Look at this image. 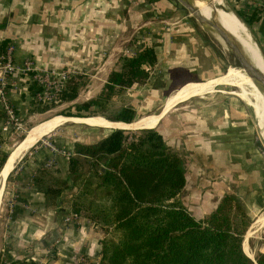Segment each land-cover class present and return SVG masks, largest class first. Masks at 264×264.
Returning a JSON list of instances; mask_svg holds the SVG:
<instances>
[{
	"label": "rangeland",
	"instance_id": "1",
	"mask_svg": "<svg viewBox=\"0 0 264 264\" xmlns=\"http://www.w3.org/2000/svg\"><path fill=\"white\" fill-rule=\"evenodd\" d=\"M223 1L226 12L233 11L242 20L248 18L243 8L249 0ZM123 9L126 20L125 26L119 31V39L114 44V47H118L116 51L112 52L114 48L110 43V48L105 45L101 55L88 57L86 64L80 67H54L76 68L79 71L67 86L68 90L71 84H76L75 99H64L62 96L59 102L44 103L35 100L30 90L29 114L23 117V131L17 136L11 135L15 137L10 142L11 149L25 140L29 129L34 125L56 115H91L111 120L127 107L134 110L135 120L147 115H157L167 97L181 89L183 84L215 80L223 76L229 67L241 66L225 41L213 29L203 25L179 0H127ZM246 26L248 27L247 24ZM146 44L154 47L158 54V61L149 68L147 78L131 87L117 88L109 100L101 105H93L89 109L80 108L83 103L98 98L109 74L113 70H120L125 60L135 56ZM33 86L34 84H29L28 87ZM233 91L238 92V88L220 86L217 91L204 97H194L181 103L154 128L163 135L166 145L178 152L184 160L188 185L180 198L196 217H200L205 210L209 211L211 206L213 211L223 199L226 194L223 191H227L224 183L231 181L224 175L225 168H229L232 174L236 171L231 168L232 160L252 161L256 158L264 162V137L254 108ZM125 131H130L131 135L134 133L136 138L143 133L141 129ZM111 132L110 129L84 123L67 122L43 139L50 140L55 147L58 144L52 140L59 139L74 148L77 141L96 143ZM40 143H43L42 140ZM10 179L11 176L3 193L0 192V220L10 200ZM243 179L241 176L240 180ZM69 186L73 187V182ZM74 191L76 188L73 187L71 193ZM211 193L218 195L214 194L213 198ZM212 199L218 200L215 206L212 205ZM263 214L264 209L257 216ZM254 220L249 216L246 234ZM101 227L104 237L106 230L102 225ZM247 241L249 244V238L243 243L245 247ZM258 253L260 251L252 258L255 264H258Z\"/></svg>",
	"mask_w": 264,
	"mask_h": 264
},
{
	"label": "crops",
	"instance_id": "2",
	"mask_svg": "<svg viewBox=\"0 0 264 264\" xmlns=\"http://www.w3.org/2000/svg\"><path fill=\"white\" fill-rule=\"evenodd\" d=\"M256 1L249 0L244 5L248 16L244 22L264 56V14ZM125 4L127 0H0V49L13 43L15 59L19 62L32 57L44 67H80L86 64L88 57L101 55L105 45L108 48L112 43V52L116 51L118 47L114 44L125 26ZM200 82L203 81L189 83ZM28 86L23 79L10 92L22 118L29 114L31 87ZM168 101L165 100L156 115L161 117L159 123L168 114L164 113ZM10 136L0 138V162L4 153L12 156L17 149L18 143L10 148L15 138ZM52 141L58 144L57 151L39 142L17 161L2 187L3 193L11 176L10 200L0 220V261L5 259L7 264H94L101 261L103 228L87 216L74 213L69 204L72 196L69 163L70 157L76 155L74 148L59 139ZM231 162L236 173L225 168L224 175L231 181L226 178L227 191L223 192L233 194L252 220L263 216L264 222V214L257 216L264 209V162L256 158ZM52 189L60 191L52 192ZM214 194L211 193L213 198ZM217 199L211 200L213 206ZM212 209L211 206L200 217H205ZM263 228L249 237V244L247 241L253 255L264 252V242L260 239Z\"/></svg>",
	"mask_w": 264,
	"mask_h": 264
},
{
	"label": "trees",
	"instance_id": "3",
	"mask_svg": "<svg viewBox=\"0 0 264 264\" xmlns=\"http://www.w3.org/2000/svg\"><path fill=\"white\" fill-rule=\"evenodd\" d=\"M157 61V51L146 44L109 74L98 98L80 108L101 105L117 88L143 81ZM37 89L31 87L34 95ZM76 97L71 84L63 98ZM80 117L92 116L72 118ZM111 120L133 123L134 110L127 107ZM73 153L69 174L76 191L69 204L105 228L100 264H255L243 249L249 227L244 207L226 193L209 215L192 214L180 198L188 183L184 160L154 128L137 138L114 129L96 143L75 142ZM7 157L4 153L0 168ZM256 260L264 264V252Z\"/></svg>",
	"mask_w": 264,
	"mask_h": 264
},
{
	"label": "bare ground",
	"instance_id": "4",
	"mask_svg": "<svg viewBox=\"0 0 264 264\" xmlns=\"http://www.w3.org/2000/svg\"><path fill=\"white\" fill-rule=\"evenodd\" d=\"M195 3L199 9V13L202 14L209 22L212 24H220L238 40L245 55L246 53L248 54L246 55L247 58L264 74V56L243 20L240 19V17L233 11L232 12L236 15H234L231 11L226 12L224 10L226 8L223 0H195ZM220 39L224 41L221 37ZM227 47L230 51L233 50V48L228 44ZM220 86H234L238 88V92H233L254 108L256 117L260 124L259 126L262 129V135L264 137V92L261 91L243 67H229L223 76L215 80L200 83H189L184 88L176 90L171 94L170 98L167 97V100L169 99V101L166 109L164 107L165 111L164 109L163 111L164 113H169L177 105L189 101L194 97H204L207 94L217 91V88ZM160 118L161 117H157L156 114L147 115L139 118L133 123H125L110 121L104 117L98 116L90 118H72L56 115L46 121L39 122L29 129L25 140L15 147L17 149L14 150L12 156L8 155L9 159L0 171V192L5 184V180L11 174L17 161L32 147L37 145L44 137L55 132L58 128L67 124V122L84 123L90 126H97L110 130H143L156 128ZM262 218L263 216L254 221L247 234V238L253 235L257 229L264 226ZM244 244V251L246 250L245 252L247 255L253 257V253L248 244H246V248Z\"/></svg>",
	"mask_w": 264,
	"mask_h": 264
},
{
	"label": "built area",
	"instance_id": "5",
	"mask_svg": "<svg viewBox=\"0 0 264 264\" xmlns=\"http://www.w3.org/2000/svg\"><path fill=\"white\" fill-rule=\"evenodd\" d=\"M256 6L264 14V0H257ZM15 50L13 43L0 49V138L19 135L24 129L23 118L10 98L11 90L18 87L21 80L37 86L35 95L32 94L35 100L53 103L61 100L69 81L79 73L76 68L56 69L40 66L32 57H26L19 62L15 59ZM42 142L57 151L50 140L42 139ZM261 234L260 239L264 242V228ZM0 264L7 262L4 259ZM95 264H100V261Z\"/></svg>",
	"mask_w": 264,
	"mask_h": 264
},
{
	"label": "water",
	"instance_id": "6",
	"mask_svg": "<svg viewBox=\"0 0 264 264\" xmlns=\"http://www.w3.org/2000/svg\"><path fill=\"white\" fill-rule=\"evenodd\" d=\"M179 1L203 25H206V26L210 27L211 29H213L215 31V33L217 35H219L225 41L226 44L230 45L233 48V50H231V52L239 61L240 65H241L240 67L245 68L247 74L258 85V87L261 89V91L264 92V74L257 67H255V65H253V63L247 58V56L245 55L244 50H243L241 44L238 42V40L231 33H229L226 29H224L220 24H217V23L212 24L202 14H200L199 9L196 6L195 0H179ZM243 22H244V20H243ZM183 85H185V84H183ZM110 121H115V120H110ZM115 122H124V121H117L116 120ZM125 123H130V122H125ZM8 159H9V156L6 159L5 163H7ZM5 163H4V165H5Z\"/></svg>",
	"mask_w": 264,
	"mask_h": 264
}]
</instances>
